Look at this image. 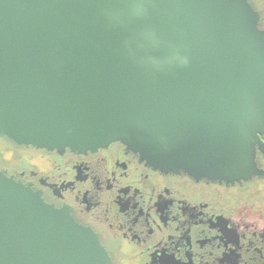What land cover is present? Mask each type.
I'll return each instance as SVG.
<instances>
[{
  "label": "water",
  "instance_id": "water-1",
  "mask_svg": "<svg viewBox=\"0 0 264 264\" xmlns=\"http://www.w3.org/2000/svg\"><path fill=\"white\" fill-rule=\"evenodd\" d=\"M264 32L247 0H0V137L233 184L264 156ZM0 264H111L0 170Z\"/></svg>",
  "mask_w": 264,
  "mask_h": 264
},
{
  "label": "flooded vegetation",
  "instance_id": "flooded-vegetation-1",
  "mask_svg": "<svg viewBox=\"0 0 264 264\" xmlns=\"http://www.w3.org/2000/svg\"><path fill=\"white\" fill-rule=\"evenodd\" d=\"M264 32V0H247ZM264 143V132L260 136ZM260 174L234 182L162 172L116 141L83 153L15 146L0 167L97 236L111 264H264Z\"/></svg>",
  "mask_w": 264,
  "mask_h": 264
},
{
  "label": "trees",
  "instance_id": "trees-1",
  "mask_svg": "<svg viewBox=\"0 0 264 264\" xmlns=\"http://www.w3.org/2000/svg\"><path fill=\"white\" fill-rule=\"evenodd\" d=\"M0 144L2 145L0 148V159L2 158L3 160V162L0 160V167H6L14 159L16 145L3 136L0 137Z\"/></svg>",
  "mask_w": 264,
  "mask_h": 264
},
{
  "label": "rangeland",
  "instance_id": "rangeland-1",
  "mask_svg": "<svg viewBox=\"0 0 264 264\" xmlns=\"http://www.w3.org/2000/svg\"><path fill=\"white\" fill-rule=\"evenodd\" d=\"M2 147V145L0 144V148ZM1 160V162H3V160H2V158L0 159Z\"/></svg>",
  "mask_w": 264,
  "mask_h": 264
}]
</instances>
